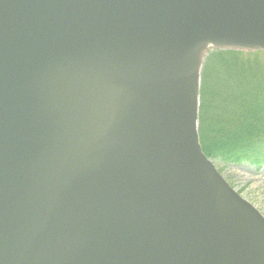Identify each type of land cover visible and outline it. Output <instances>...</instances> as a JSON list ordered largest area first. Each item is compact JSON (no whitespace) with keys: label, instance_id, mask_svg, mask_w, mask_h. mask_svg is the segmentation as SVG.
Wrapping results in <instances>:
<instances>
[{"label":"water","instance_id":"water-1","mask_svg":"<svg viewBox=\"0 0 264 264\" xmlns=\"http://www.w3.org/2000/svg\"><path fill=\"white\" fill-rule=\"evenodd\" d=\"M211 48L263 52L264 0H0V264H264L198 140Z\"/></svg>","mask_w":264,"mask_h":264},{"label":"trees","instance_id":"trees-1","mask_svg":"<svg viewBox=\"0 0 264 264\" xmlns=\"http://www.w3.org/2000/svg\"><path fill=\"white\" fill-rule=\"evenodd\" d=\"M240 53L209 54L211 61L201 72L198 129L208 159L224 167L249 165L258 174L264 167V138L259 137L264 131V68L242 66L236 71L234 64L225 63L227 57L236 62ZM238 78H243L248 89L232 84ZM211 105L220 111L210 115Z\"/></svg>","mask_w":264,"mask_h":264},{"label":"rangeland","instance_id":"rangeland-1","mask_svg":"<svg viewBox=\"0 0 264 264\" xmlns=\"http://www.w3.org/2000/svg\"><path fill=\"white\" fill-rule=\"evenodd\" d=\"M209 51H210L209 54H212L214 52V50H209ZM209 54H207L203 60L202 63L203 66L201 72L204 70L205 66L209 65V62L211 61L209 58V56L211 55ZM227 59L228 60H226L225 63H227L228 65L234 64V68L236 69V71L241 70L243 67L244 68L256 67L260 69L264 68V51L263 52L252 51V53L241 51L238 57L235 58L237 63L234 60H231L229 57H227ZM234 78L235 76H232V78H230L229 81H232ZM246 81L249 83V78H247ZM232 84L242 87L243 91L248 89L247 86L244 84L243 78L242 79L238 78L236 81L232 82ZM200 93H201V86H200ZM200 93H199V97H200ZM200 104H201V97L199 99V106H198L199 112L201 109ZM210 107H211V109L209 110L210 115H215L220 111V109H217L215 105H211ZM199 122H200V118L198 114V125ZM259 137L264 138V131L259 134ZM218 171L221 172L223 178L227 182H229V184L234 188V190H236V192L237 191L240 192V195L244 199L251 202L259 210V212H261L264 215V167L258 174H256L255 173L256 171L248 165L236 166V167L233 166L224 167L223 165L219 164Z\"/></svg>","mask_w":264,"mask_h":264},{"label":"bare ground","instance_id":"bare-ground-1","mask_svg":"<svg viewBox=\"0 0 264 264\" xmlns=\"http://www.w3.org/2000/svg\"><path fill=\"white\" fill-rule=\"evenodd\" d=\"M199 93H200V90H199ZM200 135H199V132H198V140L200 141V137H199Z\"/></svg>","mask_w":264,"mask_h":264}]
</instances>
